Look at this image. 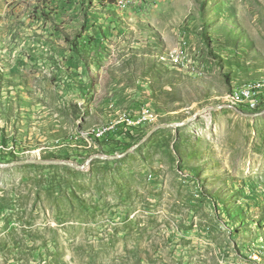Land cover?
Wrapping results in <instances>:
<instances>
[{"label": "rangeland", "instance_id": "374dc122", "mask_svg": "<svg viewBox=\"0 0 264 264\" xmlns=\"http://www.w3.org/2000/svg\"><path fill=\"white\" fill-rule=\"evenodd\" d=\"M115 4L0 0V264H264V0Z\"/></svg>", "mask_w": 264, "mask_h": 264}, {"label": "built area", "instance_id": "2783aa9c", "mask_svg": "<svg viewBox=\"0 0 264 264\" xmlns=\"http://www.w3.org/2000/svg\"><path fill=\"white\" fill-rule=\"evenodd\" d=\"M118 2L121 6L125 4H133L140 1H152V0H114ZM222 103H231V102H222ZM244 103H247L251 106V111H254L258 108L264 106V102L260 101V95H256V90L254 93L246 94V99ZM150 111L146 107H143L141 110H133L131 115H125V123L120 128H111L103 134H99V140L105 135H115L116 140L126 141L130 135H133V130L140 124V121L145 120V112ZM94 140V141H99ZM113 146V145H112Z\"/></svg>", "mask_w": 264, "mask_h": 264}, {"label": "water", "instance_id": "95a60500", "mask_svg": "<svg viewBox=\"0 0 264 264\" xmlns=\"http://www.w3.org/2000/svg\"><path fill=\"white\" fill-rule=\"evenodd\" d=\"M208 108L204 109V110H200L196 113L197 114H200V113H203L207 110ZM255 113H250V115H254ZM179 123H169V124H160V127H166V126H177ZM147 138V136H146ZM137 144H135L134 146H132L130 149L126 150L123 154L121 155H124L130 151H132L134 149V147H136ZM121 155H118V154H115V155H106V154H94L92 156H90L88 158V160L86 162H84L83 164H76V163H73V162H70V161H60V160H42V159H36V160H24V161H21V163H25V162H37V163H44V164H52V163H66L68 165H71L75 168H85L92 159H95V158H107V159H112V158H116V157H119ZM18 162H13V163H0L1 166H7V165H11V164H16Z\"/></svg>", "mask_w": 264, "mask_h": 264}, {"label": "bare ground", "instance_id": "6f19581e", "mask_svg": "<svg viewBox=\"0 0 264 264\" xmlns=\"http://www.w3.org/2000/svg\"><path fill=\"white\" fill-rule=\"evenodd\" d=\"M119 4L118 2H116ZM256 90V95H260V100L262 99V95L264 97V81H252L244 84L240 88H234L227 93L226 97L244 103V99H246V94L254 93ZM245 104V103H244ZM247 104V103H246ZM249 106V105H248ZM251 107V106H249ZM103 130L101 131V133ZM100 133V134H101Z\"/></svg>", "mask_w": 264, "mask_h": 264}, {"label": "trees", "instance_id": "16d2710c", "mask_svg": "<svg viewBox=\"0 0 264 264\" xmlns=\"http://www.w3.org/2000/svg\"><path fill=\"white\" fill-rule=\"evenodd\" d=\"M106 1H108V2H110V3H112V4H114V5H116L115 4V2L116 1H114V0H106ZM261 108H263V106L261 107ZM260 108H258V109H256V110H259ZM114 142V143H119V144H121L122 142H124V141H118V140H110V139H108V140H105V142L104 143H109V142ZM116 146V145H115Z\"/></svg>", "mask_w": 264, "mask_h": 264}]
</instances>
